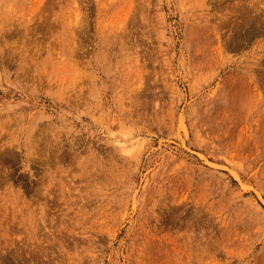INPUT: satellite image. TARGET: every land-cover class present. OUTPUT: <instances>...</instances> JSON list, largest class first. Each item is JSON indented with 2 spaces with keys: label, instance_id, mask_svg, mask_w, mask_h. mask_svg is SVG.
Segmentation results:
<instances>
[{
  "label": "rangeland",
  "instance_id": "obj_1",
  "mask_svg": "<svg viewBox=\"0 0 264 264\" xmlns=\"http://www.w3.org/2000/svg\"><path fill=\"white\" fill-rule=\"evenodd\" d=\"M0 264H264V0H0Z\"/></svg>",
  "mask_w": 264,
  "mask_h": 264
}]
</instances>
